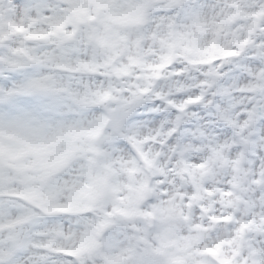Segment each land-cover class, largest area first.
<instances>
[{"label": "snow or ice", "instance_id": "1", "mask_svg": "<svg viewBox=\"0 0 264 264\" xmlns=\"http://www.w3.org/2000/svg\"><path fill=\"white\" fill-rule=\"evenodd\" d=\"M0 264H264V0H0Z\"/></svg>", "mask_w": 264, "mask_h": 264}]
</instances>
